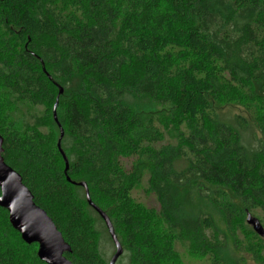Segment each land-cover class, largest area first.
<instances>
[{
	"label": "trees",
	"instance_id": "16d2710c",
	"mask_svg": "<svg viewBox=\"0 0 264 264\" xmlns=\"http://www.w3.org/2000/svg\"><path fill=\"white\" fill-rule=\"evenodd\" d=\"M60 89L68 176L113 222L117 264H179L180 244L212 264L244 262L231 250L261 254L235 222L251 214L264 228V0H0L3 158L70 245L67 258L109 264L96 222L106 225L64 173ZM146 100L164 108L165 128L145 121ZM168 129L174 141L157 147ZM146 178L157 221L134 209ZM215 210L234 249L213 235ZM37 252L0 208V264H45Z\"/></svg>",
	"mask_w": 264,
	"mask_h": 264
},
{
	"label": "water",
	"instance_id": "95a60500",
	"mask_svg": "<svg viewBox=\"0 0 264 264\" xmlns=\"http://www.w3.org/2000/svg\"><path fill=\"white\" fill-rule=\"evenodd\" d=\"M63 93V89H60L53 114L56 124L60 127L61 136L58 142V149L65 161L64 173L67 181L72 183L68 176L69 162L61 148L64 130L60 126L56 115L59 105L58 100ZM3 154L4 138L0 135V208L7 211L11 227L21 236V240L25 244L38 245L37 256L41 262L45 264H74L66 256L72 253L70 245L66 243L62 233L58 230L47 212L35 203L34 195L24 185L21 175L5 162ZM72 184L85 189L88 204L104 221L103 223H105L116 248L109 264H117L124 250L115 233L113 222H111L108 215L102 211V209L93 203L87 183L81 182ZM247 224L253 228L257 235L264 238V228L257 218L248 214Z\"/></svg>",
	"mask_w": 264,
	"mask_h": 264
},
{
	"label": "rangeland",
	"instance_id": "374dc122",
	"mask_svg": "<svg viewBox=\"0 0 264 264\" xmlns=\"http://www.w3.org/2000/svg\"><path fill=\"white\" fill-rule=\"evenodd\" d=\"M141 109L144 111L145 115L143 116L145 121H149L150 119H154L155 124L159 127L165 128L168 120V115L165 114L164 108L157 102L146 100L141 103ZM175 132H165L164 138L160 143L157 144V147H160L161 145H165L169 142H173ZM123 166L126 170H130L131 166L135 163V159L129 158V159H123ZM180 168L184 166L183 163L178 164ZM147 178L142 182V184L136 188L135 191L132 193V198L134 201V209L138 215L142 216L144 219H153L156 220L159 219L160 216V205L157 200V198L148 191L147 188ZM119 216V212L117 214V217ZM213 220L215 222V233L213 234L214 237L222 236L227 237L228 246H230V249H234V241L232 237L233 231L230 230V227L227 226L224 219L222 218L221 212L215 210L213 212ZM150 221V220H149ZM235 225H237V231H238V237H240L242 240H248L254 241L257 244L260 243V245L263 247L261 249V254L258 255V257H253L251 255H240L236 254L235 250H231L230 252V259L231 260H238L239 258L243 257L244 262H241V264H264V241L261 237L257 236L254 232L251 226L247 224V218L241 221L239 219V222L236 221ZM97 229L102 234V242L104 244V248L109 253L110 256L115 253V247L113 243H111V240L108 238L107 230H104V227H102V224L100 222H96ZM108 235V236H106ZM255 237H258L256 239ZM177 253L179 255V264H212L210 259H201L198 257V255L194 254L193 251L190 249L188 244H180L177 245ZM121 264H135L132 262V260L129 258V256H126L123 258ZM227 264V263H226ZM230 264V263H229Z\"/></svg>",
	"mask_w": 264,
	"mask_h": 264
}]
</instances>
